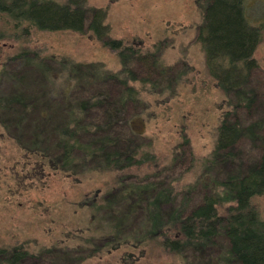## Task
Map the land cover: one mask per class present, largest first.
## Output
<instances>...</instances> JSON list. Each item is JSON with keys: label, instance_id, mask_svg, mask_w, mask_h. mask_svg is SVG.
Returning a JSON list of instances; mask_svg holds the SVG:
<instances>
[{"label": "rangeland", "instance_id": "1", "mask_svg": "<svg viewBox=\"0 0 264 264\" xmlns=\"http://www.w3.org/2000/svg\"><path fill=\"white\" fill-rule=\"evenodd\" d=\"M199 1H87L91 8L107 9L106 21L114 36L129 42L139 40L149 49L157 45L161 62L180 76L174 83L161 78L157 86L138 85L142 89L138 110L147 120L145 134L161 160L170 162L171 152L182 136H189V144L177 149L181 154L179 165L166 173L169 184L181 178L179 189L202 172L200 163L211 156L218 126L230 107L242 103L237 112L245 128L264 124V0H246L249 16L261 27L262 37L254 53L259 67L250 73L244 100L225 93L209 72L197 40L202 22ZM7 20L0 11V72L3 62L7 70L0 76V264H102L107 259L112 264H194L190 259L193 250H168L158 238L146 240L143 236L151 223L139 211L134 220L121 226V234L140 237L143 243L129 242L120 247L113 242L110 234L119 215L113 210L94 216L92 203L96 194L112 187L114 175L90 172L70 179L54 172L46 174L34 155L23 159L22 147L46 149L47 143L52 150L57 148L53 127L64 105L61 99L71 73L69 62L100 63L111 71L122 65L115 52L103 47L89 33L31 29L26 38L22 34L11 36ZM23 48L47 58L46 66L39 67L36 61L30 65L20 59L17 54ZM21 95L36 100L33 108L27 107L28 113L17 112L18 103L3 105L4 98ZM249 96L252 101H248ZM50 106L52 116L46 120L43 116ZM3 110H9L6 116L11 121L2 122ZM5 124L11 137L2 135ZM258 135L247 131L243 138L239 151L244 166L260 154ZM26 162L31 163L25 166ZM222 165L229 168L232 162L227 164L224 160ZM173 196L178 197L177 192ZM147 203L144 202L145 207ZM253 203L264 217V194L256 196ZM162 210L167 212L169 204H163ZM172 215L176 220V209ZM223 244L218 240L207 250L205 260L199 259L197 264H210L209 255H221L225 250Z\"/></svg>", "mask_w": 264, "mask_h": 264}, {"label": "trees", "instance_id": "2", "mask_svg": "<svg viewBox=\"0 0 264 264\" xmlns=\"http://www.w3.org/2000/svg\"><path fill=\"white\" fill-rule=\"evenodd\" d=\"M87 1L0 0V11L11 27L9 35L26 38L31 29L89 33L115 52L122 65L111 71L100 63L69 62L71 73L61 99L64 105L53 127L57 148L52 150L47 143L46 149L22 147L23 159L34 155L46 174L54 172L70 179L90 172L114 175L112 187L94 196L92 214L117 212L119 220L110 236L120 247L143 243L140 237L121 234V226L134 220L139 211L151 223L143 236L146 240L158 238L168 250H193L190 259L194 264L205 260L207 250L218 240L225 250L217 258L209 255L210 264H264V217L253 203L256 196L264 194V124L245 128L237 112L242 103L230 107L218 126L211 156L200 163V175L187 181L183 189H179L181 178L169 184L166 173L180 163L177 149L188 145L190 139L185 133L171 152L170 162L161 160L145 134L147 120L138 110L142 101L138 85L157 86L161 78L174 83L178 74L161 62L157 45L149 49L139 40L129 42L114 36L106 21L107 9L91 8ZM199 4L202 22L197 40L209 72L225 93L243 99L250 73L259 67L254 53L261 41V27L250 18L246 0H200ZM17 55L30 65L33 61L39 67L47 63V58L33 50L23 48ZM1 70L0 76L7 71L5 62ZM35 102L21 95L4 98L3 105L18 103L17 112L26 114ZM7 111L3 123L11 121ZM51 116V106L46 107L43 117ZM4 128L2 135L11 137L6 124ZM247 131L259 134L260 154L244 166L239 150ZM224 160L232 165L225 167ZM123 201L127 205H122ZM163 204H169L167 212H163Z\"/></svg>", "mask_w": 264, "mask_h": 264}, {"label": "flooded vegetation", "instance_id": "3", "mask_svg": "<svg viewBox=\"0 0 264 264\" xmlns=\"http://www.w3.org/2000/svg\"><path fill=\"white\" fill-rule=\"evenodd\" d=\"M94 251H101V252H106L107 254L109 253H112L113 250H94ZM91 255H94V253H91ZM102 256V255H101ZM90 256H87V259L89 258ZM95 258V257H94ZM103 258V257H100V259ZM88 263H91V262H88ZM92 264H95L94 261H92ZM102 264H112V261L110 259H107L104 263Z\"/></svg>", "mask_w": 264, "mask_h": 264}]
</instances>
